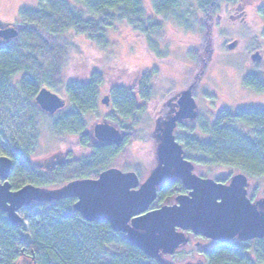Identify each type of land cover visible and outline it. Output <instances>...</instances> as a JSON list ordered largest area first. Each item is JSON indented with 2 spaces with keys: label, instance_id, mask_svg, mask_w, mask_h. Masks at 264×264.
I'll return each mask as SVG.
<instances>
[{
  "label": "trees",
  "instance_id": "trees-1",
  "mask_svg": "<svg viewBox=\"0 0 264 264\" xmlns=\"http://www.w3.org/2000/svg\"><path fill=\"white\" fill-rule=\"evenodd\" d=\"M149 1L147 6L144 0H73L75 4L69 0H40L39 10L22 9L20 20L23 28L19 39L0 44V109L6 100L4 94L13 88L11 81L18 74L22 75L20 99L28 107H34L33 102L36 103L35 98L42 88L55 90L62 84L63 66L73 49L63 39L66 32L74 31L100 46H107V29L116 23L127 22L157 47L159 41L153 36L161 31L162 26L154 23L148 12L157 17L174 16L182 26L187 27L191 23L187 13L181 10L184 0ZM196 1L201 10L214 13L219 10L220 1L235 5L241 0ZM260 15L264 21V6L260 8ZM152 75L144 76L138 84V87L142 85L138 92L116 90L111 106L121 116L131 117L140 109L136 103L138 96L147 98L146 85ZM102 82V76L92 72L81 80L67 83L65 90L73 108L52 121L51 133L59 140L73 137L76 144L63 153L70 156L60 165L53 162L44 171L39 170L32 165L21 145L11 149L10 144L2 142L0 134V155L9 156L14 162L12 179L16 177L18 181L25 182L26 178L35 186L49 187L59 181L65 184V181L96 179L112 167L121 147L98 143L92 133H83L87 130L83 116L97 107ZM243 83L258 94L264 93V80L256 74L246 76ZM200 130L206 138L179 137L187 160L203 167H230L247 177L264 178L263 108H243L235 113L224 111L215 123H203ZM217 181L227 183L228 180ZM12 186L14 190L21 188L15 183ZM187 193L182 181L174 179L158 188L155 203L162 204L174 194ZM74 202V199H67L55 204L41 203L45 209L32 217L31 235L24 233L22 224L10 223L8 215L0 210V264H20L26 260L32 264H162L159 259L148 257L130 244L126 235L112 231L108 223L85 221L74 210ZM156 207L154 204L152 209ZM111 245L123 248L124 253H113ZM249 251L254 252L257 263ZM102 254L110 255L111 259L104 262L100 258ZM205 256L207 264H264V239L217 243L205 251Z\"/></svg>",
  "mask_w": 264,
  "mask_h": 264
},
{
  "label": "rangeland",
  "instance_id": "rangeland-1",
  "mask_svg": "<svg viewBox=\"0 0 264 264\" xmlns=\"http://www.w3.org/2000/svg\"><path fill=\"white\" fill-rule=\"evenodd\" d=\"M69 1L75 4L73 0ZM144 2L150 5L149 0ZM76 6L83 10L80 5ZM218 6L217 12H206L200 9L196 0H184L181 10L191 20L187 27L180 25L174 16L157 17L148 12V17H153L152 21L162 26L161 31L153 36L159 41L157 47L127 22L116 23L107 29V46H100L74 31L66 32L63 39L73 49L63 66L62 84L52 90L66 101L65 109L52 116L44 113L35 102V108L28 107L26 103L24 105L19 85L22 75L18 74L11 81L13 88L4 94L6 100H3L4 107L0 109L2 142L10 144V148L21 145L32 165L39 170L44 171L46 166L55 163L57 157L76 144L73 137L59 140L51 133L52 121L73 108L66 85L96 72L102 76L103 82L99 87L97 107L83 116L86 129L93 131L95 125L108 123L120 131L122 127L134 131L126 136V142L111 166L137 173L143 184L158 167V124H163L172 114L174 103L183 92L192 90L198 117L179 125L175 137L181 144L179 137L185 135L206 138L200 130L201 125H212L224 111L235 113L243 108L264 109V93L258 94L243 83L244 78L251 74L264 80V21L260 15L264 0H241L235 5L220 1ZM24 8L39 10L40 0H0V26L22 28L20 12ZM232 43L236 46L230 49ZM146 74H153L146 85L147 98L138 96L136 103L140 109L134 111L131 117L125 118L113 106L101 103L107 95L112 99L118 89L138 92L142 88L138 84ZM193 164L196 175L213 180L225 179L227 183L242 173L230 167ZM24 179L25 182H22L14 177L10 181L20 187L31 184ZM174 179L172 174L162 185ZM248 179V197L253 202L263 200L264 178L248 176ZM63 185L59 181L40 188L55 190ZM177 196L174 194L162 204L154 203L157 206L155 209L176 204ZM40 204L34 202L20 210L19 215L23 219L20 224L24 226L25 234L33 233L32 217L45 209ZM187 237L188 243L180 246L174 254H161L159 261L162 264H207L205 251L214 248L217 242L193 234ZM110 248L113 253H124V249L117 245ZM249 253L257 263L254 252ZM100 258L108 262L111 256L102 254Z\"/></svg>",
  "mask_w": 264,
  "mask_h": 264
},
{
  "label": "water",
  "instance_id": "water-1",
  "mask_svg": "<svg viewBox=\"0 0 264 264\" xmlns=\"http://www.w3.org/2000/svg\"><path fill=\"white\" fill-rule=\"evenodd\" d=\"M22 28L0 26V38L19 39ZM235 46L232 43L229 48ZM110 100L107 95L102 104L108 106ZM35 101L50 115L66 106V101L47 87L39 91ZM177 105L175 116L159 128L158 167L143 184L135 172L110 168L96 179L72 181L55 190L31 184L13 190L10 178L14 162L3 155L0 210L8 215L10 223L18 225L23 222L20 210L34 202L74 199V210L85 221L108 223L112 231L126 235L130 244L152 259L174 254L189 242L186 235L189 232L217 243L264 239V199L253 202L248 197L249 179L245 174H237L225 184L194 173L195 165L185 158L184 148L174 133L177 122L198 117L192 90L183 92ZM93 135L98 143L115 146H120L125 138L108 123L95 125ZM172 174L182 181L188 193L177 196L174 205L152 209L158 199V188Z\"/></svg>",
  "mask_w": 264,
  "mask_h": 264
},
{
  "label": "flooded vegetation",
  "instance_id": "flooded-vegetation-1",
  "mask_svg": "<svg viewBox=\"0 0 264 264\" xmlns=\"http://www.w3.org/2000/svg\"><path fill=\"white\" fill-rule=\"evenodd\" d=\"M0 42L2 43V44H4V43H6L7 41H5V40H3L2 38H0ZM179 99V98H178ZM178 99L176 100V102L174 103V107L175 108H173V111H172V114L168 117V119L167 120H165L164 122H163V124L166 122V121H168L170 118H173L174 116H175V114H176V112L178 111V105H177V101H178ZM111 101H112V99L110 100V104L107 106V107H109V106H111ZM101 103H102V101H101ZM66 105H67V103H66ZM66 107V106H65ZM65 107L63 108V109H65ZM63 109H61V110H59L56 114H54V115H52V116H57L58 115V113L60 112V111H62ZM44 113H46V112H44ZM46 114H48V115H50L49 113H46ZM184 121H187V120H182V121H179V122H177V124H176V128H175V131H174V133H176V131H177V129L179 128V125H181ZM163 124H158V129H157V132L158 133H161V131L159 130V128L160 127H163ZM122 131H120L119 129V131L121 132V133H123V135H124V140H123V142H122V144L123 143H125L124 141H125V139L127 138L126 136H128V133H135L134 131L132 132V131H130V129L128 130V129H125V128H123L122 127ZM83 133H94V130L93 131H89V130H86V131H84ZM113 146H115V145H113ZM116 147H122L121 145L120 146H116ZM69 156H70V154H63L62 156H60V157H57V159H56V161H55V163H58V165H60L62 162H64V161H66V160H68L69 159ZM110 168H112V167H110ZM110 168H108V169H110ZM107 170V169H106ZM105 171V170H104ZM12 174H13V172H12ZM12 176V175H11ZM1 179V178H0ZM10 180H11V178H10ZM1 182H3L2 180H0ZM70 182H72V181H70ZM70 182H67V183H65V185L66 184H68V183H70ZM225 184H229V183H225ZM64 186V185H63ZM63 186H61V187H58L57 189H59V188H62ZM12 189H13V186H12ZM14 190V189H13ZM258 201V200H257ZM187 235H191L192 233L191 232H189V233H186ZM194 235V234H193ZM198 237V236H197ZM201 237V236H200ZM201 238H203V237H201ZM20 264H32V261H30V260H26L25 262H21Z\"/></svg>",
  "mask_w": 264,
  "mask_h": 264
},
{
  "label": "bare ground",
  "instance_id": "bare-ground-1",
  "mask_svg": "<svg viewBox=\"0 0 264 264\" xmlns=\"http://www.w3.org/2000/svg\"><path fill=\"white\" fill-rule=\"evenodd\" d=\"M217 181V180H216Z\"/></svg>",
  "mask_w": 264,
  "mask_h": 264
}]
</instances>
